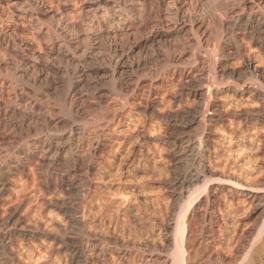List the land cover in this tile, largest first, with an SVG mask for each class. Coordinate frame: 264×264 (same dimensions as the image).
<instances>
[{
  "label": "rangeland",
  "instance_id": "1",
  "mask_svg": "<svg viewBox=\"0 0 264 264\" xmlns=\"http://www.w3.org/2000/svg\"><path fill=\"white\" fill-rule=\"evenodd\" d=\"M137 1L0 0V90L8 92L0 128L11 132L1 161L25 166L5 175L0 218L16 211L32 233L13 231L0 264H86L87 253L103 260L106 250L111 264L181 263L183 225L216 189L220 226H207L216 245L199 263L243 264L254 245L264 246L262 96L217 87L213 102L229 118L210 128L203 163L211 180L183 199L174 180L184 165L168 144L200 131L192 120L203 98L194 92L226 60L215 45L236 34L238 15L264 11V0H218L225 8L214 13L217 0ZM259 44L239 40L230 73L247 60L264 66ZM227 78L237 87L250 81ZM85 135L93 149L77 160Z\"/></svg>",
  "mask_w": 264,
  "mask_h": 264
},
{
  "label": "bare ground",
  "instance_id": "2",
  "mask_svg": "<svg viewBox=\"0 0 264 264\" xmlns=\"http://www.w3.org/2000/svg\"><path fill=\"white\" fill-rule=\"evenodd\" d=\"M137 2L140 4H146V3H150L151 0H138ZM218 2L219 1L217 0V1H215V3H213L212 8L210 9L212 13L219 12V10H221L222 7L224 6V4H223V6H221L220 5L221 2H220V4ZM224 8H225V6H224ZM226 11H223V12H226ZM216 14H219V13H216ZM238 16L239 17H237V19H235L234 24L232 23L234 25L233 30L235 29L234 31H236V34L231 32L229 34H226L225 36H222L221 38H219L218 42L215 45V52L220 53L222 59H226L224 64L221 65V67H220V70L218 72L219 74L218 75L216 74L215 80H213L214 82L210 81L208 78V80L205 81L206 83L200 84V86L198 88H196V90L194 92V96H196V97L198 96V97L203 98V103H202L203 105H201L202 107H200L197 112H194L193 120H192V121H195L197 126H199L200 129L199 128L198 129L200 131L198 130L199 132L195 135H192V134H186L185 135V134H181V133H179V135L178 134L175 135L174 134L175 131H174L172 135H175V136L171 137V140L168 142V144L171 147V150L174 152L176 158L179 160L178 162H181L184 165V169L181 171L178 170L181 173H179L177 178L174 180V181H176V185L179 184L180 191L178 194H179L180 199L185 198L187 195L190 194V192L196 193L197 190L196 191H192V190L194 188H196L199 184L208 183L209 182L208 179H210L207 177L209 171H208L207 167L205 166V164L203 163V161H204L203 158H205V155L207 154V148H208L209 142L211 140V134L212 133L210 131V128L212 127L211 126L212 123H218L221 120H227L229 118L228 113L219 111V109L217 108V105H216L217 103L215 104L213 102V97L215 95V91H219L220 90L219 87L222 85H227L225 88L228 91L234 90V92L239 91V89L241 87H245V88H241V89H243L242 93L247 90L246 92L249 93L251 95V97L252 96H260V97L262 96L259 99V101L264 106V93L261 91V87L257 83L258 81H261L262 84L264 83V66H256V65L254 66V64L251 60H247V61H245V65L240 72L239 71H237V72L232 71L231 73H230L229 66H228V62L231 59H234V58L236 59L239 55V50H238L239 49V46H238L239 40L243 41L245 38L247 39V37H249L251 40H254L255 43H256V41L258 43H260L259 44L260 47L262 49H264V11L262 9L258 8L256 11L247 15L246 17L240 16V15H238ZM230 74L236 75L239 78L240 77H244V78L247 77V79L250 81L247 83L244 82L243 85H238L240 87H237L236 84L232 85L228 82L229 80L227 78V75H230ZM191 80H192L191 75L187 74L181 78V83L182 82L183 83H190ZM215 83L217 84V86L215 85ZM217 87L219 90L217 89ZM262 89H263V87H262ZM3 90H0V102H2V101L4 102V100L8 97V92L3 91ZM139 99L140 98L137 95V97L134 100L139 101ZM263 106H261L262 109H264ZM172 124H173V122H172ZM172 124L170 123V124L166 125V131H168V132L167 133L165 132L166 134H164V136H166L169 133V131L172 130V127L174 126ZM100 127H104V126H100ZM96 129L97 128H93V130H92V128L87 129V130L85 129L86 130L85 132L88 134L92 130V132L98 133V131L95 132ZM101 129H103V128H101ZM9 132L10 131H8L4 128L3 129L0 128V200L4 196V191H5L4 178H5V175L8 174L11 169H15L17 172H20L21 170H23L25 168V166H23L20 163H18L17 166L11 167L10 165H8L6 163V161H1L3 159L5 160L6 155H8L6 150L3 147V144L9 138V134L11 135V132L10 133ZM94 133H92V135ZM86 137L83 138V142H82L80 149H79L82 155L79 157L77 156L78 157L77 160H80L83 156H89V154L91 153V150L93 149V145L91 144L90 140L88 139V136H86ZM52 144L53 143L50 141V143H47V146L50 147ZM94 148H96V147H94ZM56 149H57V147H56ZM43 150H44V148H43ZM43 150H41V151H43ZM80 152H78V153H80ZM80 167H82V166H80ZM198 187H200V185ZM199 189H201V188H199ZM189 197L190 196H188V198ZM218 200H219V198H218L217 189H216V190H213L205 198V200H203L201 203H199L200 205H198L199 207L194 212V214H191L190 216H188L189 218H187L186 225H183V226H185V229H184V232L181 233V236L183 234L182 239L178 237L179 233H178V235H176L178 237V239L182 240V241H179V243H178V247H179L178 250H179V254L181 255L180 256L181 257L180 258L181 263L178 261L179 258L175 259V260H173V259L170 260L169 258H166L162 262V264H185V262H186V264H198L199 263L198 260H200V259L202 260L204 258L206 259L207 257L209 258L210 247L216 245V234H215V231H213V229L210 230L207 226H216V227L220 226V225H218L219 217L216 216L217 214L215 215L216 210H218L217 208L219 206ZM186 210H187V208H186ZM16 217H17V212L12 211L11 213H9V215L5 219L0 218V256H2V257H5L7 254V251H6L7 246L10 243L9 239L11 240L10 236H11V233L13 231L16 230L17 232H20L22 237L27 236L28 234L32 235L31 232H28L22 226L21 220L17 219ZM185 219H186V217L184 218V220ZM181 221H182V219H181ZM182 222L184 224V221H182ZM180 223L181 222H179V220L174 221L173 225L175 226L174 230L176 231V234H177V229H178L179 225H181ZM179 230L181 231V229H179ZM197 235H199V237ZM174 239H173V241H174ZM259 245H261V244L256 245L257 248H254L255 247V245H254V247L252 248L253 251L250 250V251H252V253L249 255V257L247 256L248 257L247 259L244 258L245 261L243 264H262L264 262V246L263 245L259 246ZM81 247L80 246L74 247L73 252H74L75 256L79 257L81 255V252L83 251V250H81L82 249ZM111 253H112L111 251L107 252V250L105 252H103L102 254H103V257H105V258H103V260H101V258L99 259L95 253L89 252V253H87V257H86V264H111L112 260H110V257L111 258L114 257L113 256L114 254L112 255ZM125 257L126 256L123 254H118L117 257L114 259H119L120 261H124L126 259ZM135 258H136L135 256H128L127 259H128V262L133 263ZM170 261H171V263H170ZM201 263H199V264H201ZM147 264H149V261ZM151 264H156V261L151 260Z\"/></svg>",
  "mask_w": 264,
  "mask_h": 264
}]
</instances>
